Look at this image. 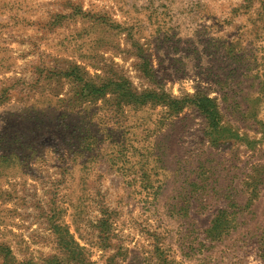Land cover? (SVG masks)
I'll list each match as a JSON object with an SVG mask.
<instances>
[{
  "label": "rangeland",
  "instance_id": "rangeland-1",
  "mask_svg": "<svg viewBox=\"0 0 264 264\" xmlns=\"http://www.w3.org/2000/svg\"><path fill=\"white\" fill-rule=\"evenodd\" d=\"M0 264H264V0H0Z\"/></svg>",
  "mask_w": 264,
  "mask_h": 264
}]
</instances>
